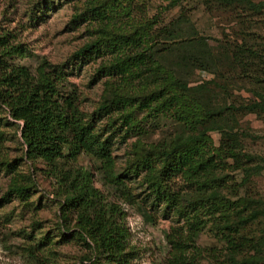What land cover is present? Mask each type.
Returning a JSON list of instances; mask_svg holds the SVG:
<instances>
[{"label": "trees", "instance_id": "obj_1", "mask_svg": "<svg viewBox=\"0 0 264 264\" xmlns=\"http://www.w3.org/2000/svg\"><path fill=\"white\" fill-rule=\"evenodd\" d=\"M75 1L81 10L74 17L88 19L96 36L92 35L72 57L102 55L105 59L98 71L108 79L102 102L91 118L79 108L73 92L64 94L66 71L62 64L42 59L31 70L12 63L10 59L23 56L24 51L6 32H0V109L5 108L10 123L17 127L25 158L33 164L43 162L44 172L59 183V194L64 195L63 219H69V213L75 217L76 229L70 234L93 248L91 264H130V258L125 256L127 233L117 220L121 217L118 208L91 183L87 170L73 166L80 154L97 160L104 184L128 200L134 195L125 179L140 176L151 204L162 203L164 210L174 215V223L164 233L168 250L163 264H200L207 249L197 241L208 223L223 243L219 251L210 249L207 256L211 264H264V234L256 238L245 230L247 224L264 217V209L260 202L238 197L237 186L227 184L230 174L225 172L242 168L245 183L261 169L258 164L247 166L255 158L242 152L238 129L239 117L247 113L264 116V43L225 42L215 54L183 8L169 22L153 28L155 17L131 19L133 0ZM167 1L165 7L171 9L184 0ZM202 1L208 6L218 2L251 12L264 9V0ZM231 69L256 78L258 87L248 89L255 99L237 98L224 84H219L218 91L212 90L210 81L189 84L196 71L223 79ZM139 114L153 121L168 115L179 131L173 137L145 142L147 130L138 120ZM101 117H107L109 129L97 126L94 119ZM211 131L220 133L218 146ZM131 135L137 137L129 150L132 157L117 172L110 138L124 141ZM179 176L191 189L186 195L180 193L183 189H171L172 180ZM19 179V175L13 177L6 194L20 198L28 195L30 185ZM224 188L237 198L223 194ZM140 206L143 216L152 221V214ZM64 229L62 233L69 227ZM45 245L37 241L24 249L35 258Z\"/></svg>", "mask_w": 264, "mask_h": 264}, {"label": "rangeland", "instance_id": "obj_2", "mask_svg": "<svg viewBox=\"0 0 264 264\" xmlns=\"http://www.w3.org/2000/svg\"><path fill=\"white\" fill-rule=\"evenodd\" d=\"M166 4L167 0H133L131 19L140 21L155 17L153 28H157L178 16L183 8L197 33L208 41L215 54L225 42L230 44L231 41L243 40L250 45L264 43V9L261 13L251 12L246 8H229L218 2L208 6L202 0H184L180 6L171 9H166ZM80 10V4L75 0H0V32L10 34L12 42L23 48V56L13 57L10 59L12 63L25 65L31 70H35L42 59L51 64H62L66 71V81L62 86L64 94L73 92L79 108L91 118V113L102 102L108 79L98 71L105 59L102 55L83 59L72 57L92 35L96 36L88 19L83 21L74 17ZM127 20V17L123 18V21ZM240 72V69H231L221 79L205 71H196L189 84L210 81L209 85L216 91L220 90L219 84H224L237 98L255 99L248 89L258 87L256 78H248ZM218 98L221 100L222 97ZM94 120L101 130L109 126L107 117ZM138 120H142L141 124L146 126L145 142L173 137L179 131L168 115L151 121L144 120V115L139 114ZM10 122L5 108L0 109V264H91L95 259L93 248L90 250L85 240L70 234L76 229L75 217L69 213V219H63L61 204L64 195L59 194V183L52 179L48 171L44 172L46 165L43 162L33 164L25 158V148L21 146L17 127ZM119 124L120 121L116 125ZM239 124L241 150L255 158L247 166L258 164L261 169L245 183H242L245 176L242 168L227 169L225 172L230 177L226 182L237 186L238 197L260 202L264 209V116L247 113L239 117ZM209 134L214 145L218 146L220 133L211 131ZM136 140L137 137L132 135L124 141L115 136L110 138L117 172H121L132 157L129 150ZM73 166L87 170L91 183L105 194L107 202L118 208L121 217L117 220L127 233L125 242L128 253L125 256L130 258V264H163L168 250L164 233L174 223L175 217L164 210L162 203L151 204L141 177L129 175L125 179L134 195L132 200H128L119 191L104 184L97 169L98 161L94 158L80 154ZM18 175L19 180L30 185L24 198L6 194L13 177L17 178ZM170 185L176 192L183 189L181 194L186 195V190L191 191L181 176L174 178ZM222 191L232 200L237 198L227 188ZM140 205L152 214V221L143 216ZM64 227H69L68 232H61ZM262 229L264 217L247 224L245 230L259 238L264 234ZM216 232L208 223L198 238L199 246L207 249V255L211 248L221 250L223 243L218 241ZM37 241L46 242V245L32 258L24 247ZM86 242L91 243L89 239ZM207 255L200 264H211V258Z\"/></svg>", "mask_w": 264, "mask_h": 264}]
</instances>
